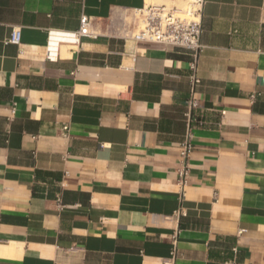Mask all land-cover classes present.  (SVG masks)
<instances>
[{"label": "crops", "instance_id": "1", "mask_svg": "<svg viewBox=\"0 0 264 264\" xmlns=\"http://www.w3.org/2000/svg\"><path fill=\"white\" fill-rule=\"evenodd\" d=\"M147 4L0 0V264H264V0L204 2L183 197L190 57L130 37Z\"/></svg>", "mask_w": 264, "mask_h": 264}, {"label": "built area", "instance_id": "2", "mask_svg": "<svg viewBox=\"0 0 264 264\" xmlns=\"http://www.w3.org/2000/svg\"><path fill=\"white\" fill-rule=\"evenodd\" d=\"M173 1V0H172ZM176 1V0H174ZM184 6L173 4L167 7L165 4H147L139 9H134L133 18L127 22V31L133 28L130 37L134 41L154 42L172 49H181L189 57L188 83L189 97L186 100V131L179 145V167L177 168V183L183 190L187 184L189 159L193 150L192 127L198 121L199 103L195 96L196 87L200 83L198 76V63L202 44L200 35L202 32V10L205 0H184ZM49 42L46 50L48 60H55L58 56V42L79 44L83 38L95 39L98 31L93 28V21L89 16L82 15L79 19V28L75 31H50ZM61 37L55 44L51 38ZM7 43L19 45L21 42V30L14 27L10 30L6 39ZM63 129H67L63 126ZM244 231L241 229L240 232Z\"/></svg>", "mask_w": 264, "mask_h": 264}, {"label": "bare ground", "instance_id": "3", "mask_svg": "<svg viewBox=\"0 0 264 264\" xmlns=\"http://www.w3.org/2000/svg\"><path fill=\"white\" fill-rule=\"evenodd\" d=\"M149 3L150 2H152V1H154V0H147ZM184 0H177V3H183L184 4ZM176 2H174V0L172 1V0H157V2H154L153 4H165L167 7H170V6H172L173 4H177ZM178 6V5H177ZM178 7H181V6H178ZM53 38H57V39H59V38H61V37H58V36H55V37H53ZM53 38H51V43L52 44H54L53 42H52V40H53ZM70 50H72V47H70V46H67L66 48H65V51L67 52V51H70Z\"/></svg>", "mask_w": 264, "mask_h": 264}, {"label": "rangeland", "instance_id": "4", "mask_svg": "<svg viewBox=\"0 0 264 264\" xmlns=\"http://www.w3.org/2000/svg\"><path fill=\"white\" fill-rule=\"evenodd\" d=\"M154 2H157V1H155V0L152 1V3H154ZM184 4L183 3L182 4L181 3H177L178 6H184ZM133 15H134L133 12L128 13V16H129L128 21H130L133 18ZM148 43H154V42H148Z\"/></svg>", "mask_w": 264, "mask_h": 264}]
</instances>
